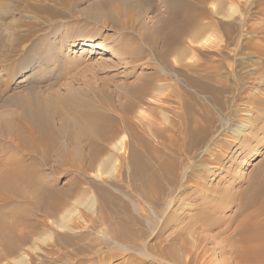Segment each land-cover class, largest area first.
Here are the masks:
<instances>
[{"label":"bare ground","instance_id":"6f19581e","mask_svg":"<svg viewBox=\"0 0 264 264\" xmlns=\"http://www.w3.org/2000/svg\"><path fill=\"white\" fill-rule=\"evenodd\" d=\"M12 1L0 0V261L18 253L30 241L35 228L46 224V219L48 222L51 217H57L60 213L62 215L66 207L75 203L74 197L75 201L89 204L88 206L93 202H89L88 189L77 186V177H71L66 187L59 188L47 182L49 174L45 172V166L50 170V175L76 172L86 176L92 170L103 173L112 163L117 169L119 182L123 181L124 176L128 179L126 186L117 183L118 190L122 193L125 192L122 189L126 190L125 187H128L138 193L140 198L150 203L149 208L157 216L160 210L153 208L154 206H163L167 202L176 203L178 197L174 193L181 192L185 187L189 181L187 173L191 171L184 159H193L203 149L209 133V123L206 125L208 128L199 123L192 124V117L190 123L188 122L192 125L184 127V140L177 141L183 131L177 123L185 121L181 117V109L189 107V86L198 85L209 92L211 90L206 83L189 75L191 67L196 66L194 62L184 61L189 48L200 50L196 43L206 44L211 41L214 42V53L223 59L228 55L226 49L233 46V49H229L234 50L231 56L236 59L237 54L242 53V48H248L252 44L250 30L243 21V25L241 22L237 24L238 22H227L220 18L218 21L215 19L216 22L202 21L214 13L228 17L226 11L232 7L234 12L239 0H213L215 9H208L209 13L206 5L210 0H160L165 13L160 15L158 25L153 29L145 21H138L134 15L137 14L135 12L143 10L144 0L90 1L86 14L92 19L103 24L110 22L112 27L115 26L121 31H130L119 38L125 46L120 48L123 44L119 46L118 40L116 42L109 39L110 37L105 38L111 43L108 46L105 39L98 41L95 34L69 41L71 45L83 51L93 50L97 54L112 52L117 55L118 61L123 60L120 63L132 67L140 59L142 61L145 54L148 61L144 63L151 66L152 71L132 75V80H123L124 84L117 85L110 91L101 87L102 90H98L97 87L88 96L82 92L72 93L71 87V93L66 91L68 94L64 96L55 94L54 91L44 94V91L32 86L35 83L16 89V83L11 85L14 76L19 72H31L32 69L34 71L31 75L34 76L38 74L43 62L36 64L31 59L34 55L28 54L27 58L28 45L24 41H31L35 37L31 31L15 33V30H19L16 26L17 29L13 27L10 35L8 32L5 34L10 30V22H5L4 19L14 7L11 5ZM56 1L63 6H70L72 1L77 2ZM258 1L257 14L264 17V2ZM25 6H31L37 11L46 10L42 5L31 2L25 3ZM209 30H216L218 34L206 35ZM173 54L176 55L175 63L170 58ZM152 60L155 61L154 64L150 62ZM131 72L128 71L130 74ZM111 94L117 98L109 96ZM212 98L219 103L213 93ZM207 167L213 168L212 165ZM180 168L183 169L181 174L178 172ZM76 192H79V196L75 195ZM95 193L98 201L95 222H110L108 232L113 240L121 242L120 246L137 247L138 237L142 232H137L136 225L143 224L142 219L129 213L128 203L122 201L119 204L124 213L123 217L117 216L112 221L111 215L116 213L114 205L117 204L118 197L111 189L100 184L95 185ZM185 194L190 196L191 192ZM124 195L127 198L130 196L126 193ZM138 208L136 207V211L141 212ZM180 236L179 245L182 249L196 251L200 248L199 237H194L196 240L191 243L185 234ZM62 237L64 241L71 243L75 236L64 234ZM78 238L80 236L76 237ZM260 241V248L264 249V238H260ZM92 244L84 246L93 248ZM171 249L168 246L160 249L163 259H175Z\"/></svg>","mask_w":264,"mask_h":264},{"label":"rangeland","instance_id":"374dc122","mask_svg":"<svg viewBox=\"0 0 264 264\" xmlns=\"http://www.w3.org/2000/svg\"><path fill=\"white\" fill-rule=\"evenodd\" d=\"M90 1L96 0L72 1L70 6H63L56 0L11 2L14 7L10 14L6 15L7 19H4L5 22H10H8L10 30L5 34L8 32L10 35L13 27L19 29L15 30V33L21 31L24 34L31 31L35 37H32L31 41L23 42L28 45L27 58L28 54L34 55L31 59L36 64L43 62L38 74L31 75L33 69L31 72H19L14 76L11 85L16 83V89H21L35 83L32 86L44 91V94L54 91L53 93L64 96L71 92L74 94L82 92L88 96L92 90H97V87L98 90L107 88L106 90L110 91L117 85L124 84L125 80H132L133 76L152 71L151 66L145 64L148 61L145 54L142 61L140 59L132 67L120 63L119 61L123 60L118 61L119 58L112 52L97 54L93 50L83 51L71 45L70 42L73 40L95 34L98 41L110 37L109 39L116 42L118 40L119 46L123 44L120 48L125 46L119 38L130 31H121L115 26L112 27L110 22L103 24L92 19L88 13L86 14ZM246 1L239 0V7L237 6L234 12L232 7L228 10L226 7L229 18L214 13L202 21L216 22L220 18L227 22H238L237 24L241 22L242 25L243 21L250 30V43L253 45L242 48V53L237 54L236 59L231 56L234 50L231 51L229 48L234 47L230 46L226 49L227 57L221 59L215 54L214 42L196 43L200 50L189 48L184 60L188 63L194 62L196 65L188 71L189 75L206 83L211 90L209 92L191 84L189 107L181 109L183 112L181 117H184L185 121L177 123L183 130L177 141L184 140L185 128L192 117L191 123L204 126L209 123L207 125L209 128L206 126L209 133L206 139L207 146L198 151L193 159H184V163L191 171L188 170L189 181L185 187L181 192L174 193L178 201L154 206L153 208L160 210L157 216L154 210L149 208L150 203L140 198L138 193L128 187H125L126 190L122 189L125 191L122 193L118 190L117 183L126 186L128 179L126 180L124 176L123 181L119 182L117 169L112 163L105 169L106 172L92 170L86 176L76 172L50 175V170L45 166L44 170L49 174L47 182L60 188L66 187L71 177H77L79 179L77 186L88 189L89 202L91 200L93 202L91 201V205L88 206L89 204L75 201L74 197L75 203L66 207L62 215L60 213L57 217H51L48 222L46 219L45 225H38L30 241L18 253L1 260L0 264H264V249L260 248L262 244L260 238H264V17L257 14L258 0ZM30 2L42 5L46 10L37 11L31 6H25V3ZM144 2L143 10L135 12L137 14L134 15L138 21H145L153 29L158 25L160 15L165 13L164 6L160 0ZM206 8L207 11L211 8L214 11V1L210 0ZM22 25L27 27L23 28ZM216 34H218L216 30H209L206 33L211 36ZM109 39L104 40L108 46L111 44L108 42ZM141 46L147 53L146 47L143 44ZM170 58L175 63L176 55L173 54ZM150 62L154 64L155 61ZM128 71H132L131 74ZM83 90L87 92L84 93ZM212 93L217 100L219 99L218 104L212 98ZM109 96L117 98L114 94ZM208 165H212L213 168H208ZM178 172L181 174L183 169L180 168ZM96 184L111 189L118 197L117 204L114 205L116 213L111 215L112 221H115L117 216L123 217L124 213L119 204L122 201L128 203L129 213L142 219L143 224L136 225L137 232H142L138 237L137 247L120 246L121 242L113 240L108 232L110 222L101 223L97 220L95 222L98 207ZM188 191L191 192L190 196L185 194ZM124 193L130 195L129 198ZM75 195L79 196V192ZM136 207H139L138 210L141 212H137ZM64 234L75 237L68 243L63 240ZM182 234H185L191 243L196 240L194 237H199L200 248L196 251L182 249L179 245V237ZM78 236L80 238L76 239ZM90 243H93V248L84 246ZM165 246L172 247L175 255L173 261L163 259L160 249Z\"/></svg>","mask_w":264,"mask_h":264}]
</instances>
